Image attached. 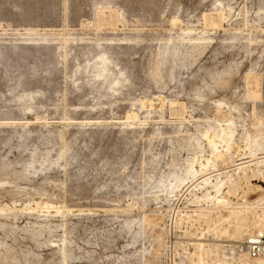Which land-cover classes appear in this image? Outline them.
<instances>
[{
  "label": "rangeland",
  "instance_id": "1",
  "mask_svg": "<svg viewBox=\"0 0 264 264\" xmlns=\"http://www.w3.org/2000/svg\"><path fill=\"white\" fill-rule=\"evenodd\" d=\"M1 53L0 264H257L264 0H0Z\"/></svg>",
  "mask_w": 264,
  "mask_h": 264
},
{
  "label": "built area",
  "instance_id": "2",
  "mask_svg": "<svg viewBox=\"0 0 264 264\" xmlns=\"http://www.w3.org/2000/svg\"><path fill=\"white\" fill-rule=\"evenodd\" d=\"M241 248L252 262L264 264V234L256 233L247 236Z\"/></svg>",
  "mask_w": 264,
  "mask_h": 264
},
{
  "label": "bare ground",
  "instance_id": "3",
  "mask_svg": "<svg viewBox=\"0 0 264 264\" xmlns=\"http://www.w3.org/2000/svg\"><path fill=\"white\" fill-rule=\"evenodd\" d=\"M19 5H20V4H19ZM21 8H22V7H21ZM167 48H168V47H167ZM181 48H182V47H181ZM178 49H179V48H178ZM178 49L173 50V55H174L175 58H176V57H181V54H180V53H181V52H180L181 49H180V51H179ZM186 49H187V48H186ZM186 49H185V50H186ZM21 50H22V49H21ZM2 51H3V50H2ZM5 51H6V50H5ZM17 51H18V50H17ZM42 51H43V50H42ZM165 51H166V50H165ZM182 51H183V50H182ZM45 52H46V51H45ZM168 52H169V51H168ZM185 52H186V51H184L183 53H185ZM2 53H3V52H2ZM2 53H1L0 55H2ZM14 53H15V52H14ZM20 53H21V52H20ZM39 53H40V51H39ZM109 53H110V52H109ZM165 53H167V52H165ZM3 54H4V53H3ZM87 54H88V53H87ZM168 54H169V53H168ZM6 55H7V54H6ZM14 56H15V55H14ZM20 56H22V55H20ZM31 56H32V55H31ZM110 56H112V54H111ZM183 56H186V55L183 54L182 57H183ZM2 57H3V55H2ZM39 57H40V56H39ZM3 58H4V57H3ZM5 58H6V57H5ZM7 58H8V56H7ZM17 58H18V57H17ZM102 58H103V56H102ZM107 58H108V56H107ZM9 59H10V57H9ZM104 59H106V58L104 57ZM10 60H12V59H10ZM26 60H27V59H26ZM36 60H37V59H36ZM39 60H40V59H39ZM48 60H49V59H48ZM1 61H2V59H1ZM4 61H6V60H4ZM16 61H18V60H16ZM100 61H101V60H100ZM180 61H181V60H180ZM7 62H9V60H7ZM21 62H22V61H21ZM21 62H20V63H21ZM25 62H26V61H25ZM27 62H28V60H27ZM105 62L107 63V61H105ZM181 62H182V61H181ZM3 63H4V62H2V65H1V66H3ZM10 63H11V61H10ZM13 63H14V61H13ZM33 63H34V62H33ZM33 63H32V64H33ZM103 63H104V62H103ZM27 64H28V63H27ZM29 64H30V63H29ZM34 64H35V63H34ZM182 64H183V63H182ZM5 65H6V64H5ZM7 65H8V64H7ZM12 65H13V64H12ZM19 65H20V64H19ZM98 65H99V64H98ZM8 66L10 67V65H8ZM13 66H14V65H13ZM16 66H17V65H16ZM20 66H23V65H20ZM20 66H19V67H20ZM30 66H31V65H30ZM36 66H37V65H36ZM36 66H35V67H36ZM44 66H45V65H44ZM92 66H93V65H92ZM96 66H97V65H96ZM175 66H176V65H175ZM5 67H6V66H5ZM9 67H8V68H9ZM19 67H18V68H19ZM27 67H28V66H27ZM27 67H26V68H27ZM94 67H95V66H94ZM100 67H101V64H100ZM28 68L30 69V67H28ZM101 68H102V67H101ZM101 68H99V69L101 70ZM103 68H104V67H103ZM4 69H5V68H4ZM6 69H7V68H6ZM11 69H12V68H11ZM13 69H14V68H13ZM13 69H12V70H13ZM18 70L20 71L21 68L18 69ZM18 70H17V71H18ZM30 70H32V68H31ZM36 70H37V69H36ZM36 70H35V71H36ZM103 70L105 71V69H102V71H103ZM169 70H170V69H169ZM171 70H172V69H171ZM9 71H10V70H9ZM14 71H15V70H14ZM47 71H48V70H47ZM104 71H103V72H104ZM156 71H157V70H156ZM21 72H22V71H21ZM98 72H99V71H98ZM106 72H107V71H106ZM10 73H11V71H10ZM22 74H24V73L22 72ZM93 74H94V73H93ZM99 74H100V72H99ZM105 74H106V73H105ZM157 74H158V73H157ZM100 75H101V74H100ZM25 76H26V75H25ZM106 77H107V76H106ZM27 78H28V77H27ZM105 79H106V78H105ZM117 79H118V78H117ZM119 79H120V78H119ZM117 82H118V81H117ZM119 82H120V81H119ZM9 86H10V85H9ZM10 87H11V86H10ZM2 95H3V94H2ZM22 96H23V95H22ZM24 96H25V95H24ZM26 97H27V96H26ZM99 97H100V96H99ZM0 98H1V97H0ZM13 98H14V97H13ZM20 98H21V97H20ZM259 98H260V97H259ZM21 99H22V98H21ZM28 100H29V99H28ZM28 100H27V101H28ZM21 142H22V141H21ZM21 142H20V143H21ZM23 143H24V142H22L21 144L23 145ZM24 145H25V143H24ZM24 145H23V146H24ZM66 147H67V146H66ZM48 149H49V148H48ZM69 150H70V149H69ZM34 151H35V150H34ZM66 151H67V150H66ZM66 153H67V152H66ZM72 153H73V152H72ZM48 159H49V158H48ZM40 162H41V161H40ZM45 163H46V162H45ZM39 165H40V164H39ZM42 166H44V165H42ZM168 166H169V165H168ZM29 168H30V166H29ZM40 168H41V167H40ZM45 168H46V167H45ZM157 172H158V171H157ZM146 176H147V175H146ZM160 176H161V175H160ZM164 176H165V175H164ZM167 178H168V177H167ZM147 179H149V178H147ZM263 234H264V233H263Z\"/></svg>",
  "mask_w": 264,
  "mask_h": 264
},
{
  "label": "water",
  "instance_id": "4",
  "mask_svg": "<svg viewBox=\"0 0 264 264\" xmlns=\"http://www.w3.org/2000/svg\"><path fill=\"white\" fill-rule=\"evenodd\" d=\"M262 234V233H261Z\"/></svg>",
  "mask_w": 264,
  "mask_h": 264
}]
</instances>
